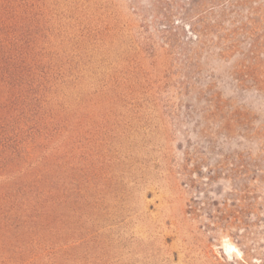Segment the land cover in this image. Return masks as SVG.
<instances>
[{"label": "rangeland", "instance_id": "obj_1", "mask_svg": "<svg viewBox=\"0 0 264 264\" xmlns=\"http://www.w3.org/2000/svg\"><path fill=\"white\" fill-rule=\"evenodd\" d=\"M149 4L40 0L41 38L38 18L13 2L4 47L31 72L47 69L57 120L51 138L22 122L19 151L0 158V202L23 200L37 173L70 188L78 175L83 227L63 205L69 228L27 244L9 221L0 264H264V0H211L207 45L187 0L166 4V22L149 11L145 29L134 7ZM171 27L179 49L165 42Z\"/></svg>", "mask_w": 264, "mask_h": 264}, {"label": "trees", "instance_id": "obj_2", "mask_svg": "<svg viewBox=\"0 0 264 264\" xmlns=\"http://www.w3.org/2000/svg\"><path fill=\"white\" fill-rule=\"evenodd\" d=\"M14 1L16 2L18 0H0V38L5 33L7 34V37L5 36V40H0V158L11 148L14 149V152L19 151L18 148L21 145V135L24 131L22 127H20L22 122H25V120L27 122H34V126L31 129H36L38 132H42L43 134L41 136H44L45 138H51L53 134H50L51 130L47 128L49 127L47 126L49 124L46 123L51 122L53 124L57 120L56 113L49 110L46 106V94L51 92L53 82V79L49 77L50 74H48L49 72L47 69H44L41 61H39V64L36 67V72H31L27 65H25V59L27 58H24V60L22 59L21 61L20 58L12 54L11 49L4 47L3 42H7L9 45L13 44L11 38H9L12 24L8 23L11 19L15 20L16 17L13 14V11L15 10L13 6ZM21 1L22 4L24 3L28 13L32 14V19H34V22L32 21V23H34V26L36 18H38V32L36 33H38V35H42V38L43 31L46 29L45 24L48 21L46 20L47 16L44 14L43 10L40 9V6H38V2L40 0ZM85 1L88 2L90 0ZM148 1L150 3L148 8L144 5H137L134 7L135 12L143 16L145 29H149L151 27L152 21L148 20L150 14L149 11L154 13L153 17H159L160 15L165 16V19H162L163 22L170 20L171 12L168 11V8L165 6L166 4L170 5L171 2L175 0ZM187 1L189 5H191L190 9L200 10L202 17L205 18L204 26L201 29L196 28V30L199 32L197 37L198 40L204 43V45H207L210 24L208 22V9L211 6V0ZM167 31L168 32L164 35L165 42L172 47V50L179 49L183 42L178 37V34L173 31L172 27ZM41 38L38 37V39ZM26 45L25 46L28 47L27 43ZM181 49L183 50L180 53L181 55H184L186 64L191 61L193 62L194 56L191 55L188 47H181ZM23 53L24 52L22 51L20 54L22 57ZM42 55L43 54L41 53V56ZM60 66L62 67V65ZM38 71L40 74H37ZM55 80L56 79L54 78V81ZM65 120H67L66 117ZM60 123L61 122H57L55 125ZM43 126L44 131H42ZM52 129L53 131L58 132L60 127L59 125L53 126ZM46 130H48V132ZM39 147L42 148V146ZM1 161L2 160L0 159V168L3 164ZM8 164L13 166L12 162H8ZM70 169L72 170V173L73 171H82L80 167L73 168V166H71ZM73 180V182L71 181L68 183L69 185H74L73 188L64 186L61 187L51 177L37 173L32 185H23L19 187V191L23 193V200L19 201L17 197L13 198L10 193L7 194L6 197H8L9 204L4 207V204L0 202V235H2V229H5L6 227L10 228L9 226H12L13 223H10L9 221H13L17 224V231L19 229L27 228L30 240H28L27 244H33L36 236L39 234V231L45 230L51 232L56 230L57 233L65 232V227L67 229L69 228V222L65 220L66 217L64 213L59 211L63 205L70 206L74 216L76 217L75 227L78 230L82 228V182L78 179V175L74 176ZM63 185H65V183ZM2 214H6V216L2 217ZM2 220H7V223H3ZM57 222L62 225L61 229L57 230L56 225H52ZM8 231L11 232L12 230L8 229ZM15 234L16 233H14V235ZM23 244L26 245L25 243ZM2 246L3 249H7L9 252L13 249L11 246L6 247L4 244ZM21 247L22 246H19V248ZM15 252L16 251L14 250V253ZM26 253V250H24V253L21 255L22 259L26 256ZM29 254H33L32 249L29 250ZM67 260H70V257L67 258Z\"/></svg>", "mask_w": 264, "mask_h": 264}]
</instances>
